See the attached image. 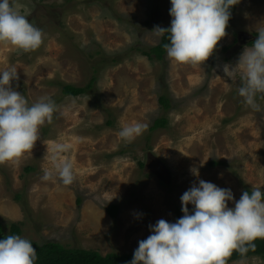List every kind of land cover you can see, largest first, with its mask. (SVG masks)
I'll use <instances>...</instances> for the list:
<instances>
[{"label":"rangeland","instance_id":"374dc122","mask_svg":"<svg viewBox=\"0 0 264 264\" xmlns=\"http://www.w3.org/2000/svg\"><path fill=\"white\" fill-rule=\"evenodd\" d=\"M14 6L42 30L43 42L27 52L0 42V71L17 68L11 86L29 105L49 96L57 108L31 151L0 163V222L7 232L18 223L20 236L39 244L134 254L150 224L179 219L180 197L200 179L231 189L234 201L253 187L264 191V111L238 95L239 70L224 72L264 27V0H240L226 36L202 65L142 53L160 43L156 26H171L170 0H14ZM67 84L93 86L65 96ZM257 103L264 109V98ZM161 119L165 126L153 129ZM134 122L146 130L122 140V125ZM58 142L70 146L62 157L73 163L71 185L56 176L42 180ZM157 162L166 170L159 172ZM112 205L119 206L116 218L107 212Z\"/></svg>","mask_w":264,"mask_h":264},{"label":"clouds","instance_id":"9594fccd","mask_svg":"<svg viewBox=\"0 0 264 264\" xmlns=\"http://www.w3.org/2000/svg\"><path fill=\"white\" fill-rule=\"evenodd\" d=\"M240 0H170L171 26H156L152 32L161 37L169 34L164 48L167 57L177 63L203 64L226 36L231 8ZM257 39L245 47L235 65H225L226 75L240 72L238 95L250 109L264 111L257 103L264 98V27L256 30ZM43 32L14 6V0H0V42L25 52L37 49ZM255 38V37H254ZM230 66H233L230 68ZM15 66L0 71V163L11 161L31 151L40 138L39 129L51 123L55 101L41 96L31 105L11 82L18 80ZM147 128L134 122L122 125L118 135L131 142ZM69 144L52 146L53 169L46 170L42 180L58 177L63 185L74 182V168L62 154ZM190 172L199 177L196 167ZM183 216L170 223L164 219L149 225L151 234L138 242L129 264H228L233 252L242 258L255 249L254 241L264 238V191L253 187L244 191L238 201L228 188L202 179L180 197ZM234 201V207L228 202ZM189 205H192L191 213ZM38 256L30 240L19 235L0 239V264H35ZM243 264V260L241 262Z\"/></svg>","mask_w":264,"mask_h":264},{"label":"trees","instance_id":"16d2710c","mask_svg":"<svg viewBox=\"0 0 264 264\" xmlns=\"http://www.w3.org/2000/svg\"><path fill=\"white\" fill-rule=\"evenodd\" d=\"M238 5V4H237ZM237 5L231 8V14L234 13L237 9ZM170 43L169 34L165 33L160 41V43L152 47L149 50H142V53L152 60H163L166 55V50L164 48L165 44ZM92 84L86 87H78L74 85H64L62 89V93L65 96H80L83 94H87L92 89ZM160 102L163 105L164 109H168L171 106L170 100L163 96L160 98ZM166 119L158 120L153 129H158L164 127L166 124ZM110 121H108L109 123ZM219 162L215 161L212 164L216 165ZM32 168H28L27 170H31ZM250 192V191H248ZM107 212L112 217L116 218L119 212V206L112 205L107 208ZM178 218L183 216V212L181 208L177 210ZM22 227L18 223H12L10 231L7 232L2 222H0V239L6 238L8 235H21ZM33 247L37 252L38 259L35 264H129V262L133 259V254L124 253H108L103 255L102 253L95 250H88L84 248H70L62 243L49 241L43 244H39L37 242L31 241ZM255 249L250 250L247 253V256L242 258L238 253L233 252V254L228 258V264L248 259L250 257H261L264 258V238H257L255 241Z\"/></svg>","mask_w":264,"mask_h":264},{"label":"flooded vegetation","instance_id":"af4514ba","mask_svg":"<svg viewBox=\"0 0 264 264\" xmlns=\"http://www.w3.org/2000/svg\"><path fill=\"white\" fill-rule=\"evenodd\" d=\"M244 37L246 36V35H243ZM254 39V38H253ZM157 164V170L160 172V170H162L163 168H164V166H163V168H162V163H160V162H157L156 163ZM165 170H166V168H164ZM168 173V172H167Z\"/></svg>","mask_w":264,"mask_h":264},{"label":"water","instance_id":"95a60500","mask_svg":"<svg viewBox=\"0 0 264 264\" xmlns=\"http://www.w3.org/2000/svg\"><path fill=\"white\" fill-rule=\"evenodd\" d=\"M254 37H255L254 35H252V36H247V35H246V36H245V38H250V39H251V38L253 39Z\"/></svg>","mask_w":264,"mask_h":264}]
</instances>
